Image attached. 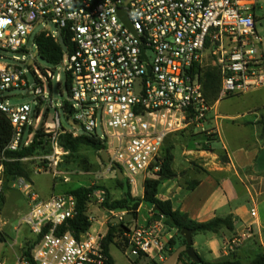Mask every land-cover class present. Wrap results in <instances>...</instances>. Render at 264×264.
I'll use <instances>...</instances> for the list:
<instances>
[{"label": "built area", "instance_id": "2783aa9c", "mask_svg": "<svg viewBox=\"0 0 264 264\" xmlns=\"http://www.w3.org/2000/svg\"><path fill=\"white\" fill-rule=\"evenodd\" d=\"M260 1L0 0V112L13 127L7 149L33 144L42 109L48 106L55 111V129L43 126L53 149L41 158L43 168L55 171L68 154L61 135L93 136L108 154L107 172L116 173L119 167L135 192L140 184L144 188L147 179L157 177L170 136L192 130L218 134L216 127H207L214 106L204 94L206 69L221 75L219 100L264 88L263 38L256 14L258 6L263 8ZM42 34L65 45L61 61L45 70L49 82L60 84L64 78L70 97L64 104L46 100L42 86L28 87L24 57L34 39L37 50L29 66L34 63ZM3 53L22 57L9 63ZM16 89L39 99V108L10 105L6 93ZM57 108L70 129L62 125ZM26 192L31 209L23 222L40 237L32 251L34 263L104 264L103 233H59L76 216L73 194L39 200L30 186ZM93 196L105 202L103 191ZM251 214L256 216L255 208ZM252 236L247 227L223 244L224 253L233 256ZM125 237L128 256L163 260L169 240L161 221L133 226ZM17 264L32 262L21 255Z\"/></svg>", "mask_w": 264, "mask_h": 264}, {"label": "crops", "instance_id": "0c3cea01", "mask_svg": "<svg viewBox=\"0 0 264 264\" xmlns=\"http://www.w3.org/2000/svg\"><path fill=\"white\" fill-rule=\"evenodd\" d=\"M263 108L264 101L242 114L214 111L208 124L212 123L211 126L218 129L214 139H209L201 131L192 130L172 135L166 141L167 147L172 148V169L178 177L161 185L159 199L171 201L173 209L187 214L189 219L197 223L217 218L230 219L231 228L222 226L217 231L194 233V248L205 262L216 264L239 260L249 263L264 254V134L262 126L258 124L264 116ZM189 135L194 139L191 148V142L184 141ZM177 136H181L182 141L175 138ZM216 145H220V148ZM176 147L179 148V155L176 154ZM145 205L141 204L138 216ZM146 206L149 216L143 225L156 221L151 214L153 207ZM253 208L256 209V216L251 214ZM137 218L134 226L140 225ZM247 227H251L253 236L233 256L226 255L223 244L244 232ZM165 235L169 242L163 252V260L142 257L135 260L134 264H142L143 261L147 264H189L182 256L187 248L176 230L165 228ZM25 237L15 242L22 244ZM13 244L1 240L0 256L4 254L6 245L14 255L18 254Z\"/></svg>", "mask_w": 264, "mask_h": 264}, {"label": "rangeland", "instance_id": "374dc122", "mask_svg": "<svg viewBox=\"0 0 264 264\" xmlns=\"http://www.w3.org/2000/svg\"><path fill=\"white\" fill-rule=\"evenodd\" d=\"M261 5L263 8L259 9L258 6L256 14L260 17L257 23V29L263 38L262 49L264 51V0H262ZM51 29L55 30L53 26H51ZM64 46L63 44L62 47L64 48ZM27 49L30 55L24 57V61L27 64L24 69L27 71L26 77L28 87L34 89L38 86H42L45 99L48 101L52 99L55 104L69 102L70 97L64 78H62L60 84L55 80L49 82L46 78L45 70L51 69V65L48 62L43 60L39 55L34 60V63L29 66L30 61L33 59V54H35L37 50L34 39L28 43ZM3 55L6 57L5 62L9 63H14V56H19L13 53L7 55L3 53ZM37 77L41 78L42 84H40ZM27 92L28 91L24 89H16L7 92L6 96L10 97L9 104L13 106L29 104L32 110L36 111L39 108L40 100L32 95H27ZM19 95H23V98H15ZM263 101L264 88L253 90L246 94L225 97L219 100L216 106H213H215L214 111L219 113L242 114L249 108L257 104H262ZM261 110L264 113V108ZM57 111L61 114L62 125L70 129L71 125L68 123L66 115L63 114L60 108H57ZM54 115L55 111L45 106L42 109L40 123L37 125V128H43V126H45L47 129L54 130ZM211 125L213 124L207 125L208 129L213 128ZM203 134L207 133L204 132ZM207 136L209 139H214L213 137H215L214 134ZM175 138L182 141L181 136ZM184 141L191 142L190 148L194 146V139L191 135ZM216 147L220 148V145H216ZM165 148H167V145ZM52 150V147L47 145V149L44 153L41 152L35 156L22 159V165L28 174V178L7 179L3 175V166L0 165L1 193H3L2 211L0 215V241L8 240L10 243H14L13 245L18 251V254L14 255L7 245L4 246L5 252L8 253V255L4 252V254L0 256V260L6 264H17V259L21 256L25 245L32 244L36 238L29 226L23 222L24 217L28 215L31 209V201L26 192L27 186H30L32 192L39 196V200H46L51 196L62 195L78 189L90 187H98L95 192L103 191L105 196L109 193L111 201L120 199L122 195L127 192H130L135 199H141L143 196L142 184L139 185L138 191L135 192L121 172H107L108 167L102 157V151L99 152L91 147L83 146L77 154L71 155L68 153L63 156L58 167L53 171L43 168L44 163L41 161V158L50 154ZM48 151L49 153H45ZM179 153V148L176 147V154L179 155ZM117 181L123 183V186H120ZM103 203L104 202H100L95 196H93L92 199L90 198L87 205V214L90 219H92V230L101 232L105 235L109 222L115 217L123 218L124 215L123 211L109 212L103 207ZM148 216V207L145 205L137 218L140 226L145 223V218H148ZM130 220L131 218L127 222ZM101 222H103V224H100ZM135 223L136 219L131 220L129 226L133 227ZM25 235L26 237L22 244H20V242H15ZM110 253L115 259V264H134L136 260L134 257L128 256L124 250L114 244L110 247ZM142 264H147V262L143 261Z\"/></svg>", "mask_w": 264, "mask_h": 264}, {"label": "trees", "instance_id": "16d2710c", "mask_svg": "<svg viewBox=\"0 0 264 264\" xmlns=\"http://www.w3.org/2000/svg\"><path fill=\"white\" fill-rule=\"evenodd\" d=\"M37 48L40 57L51 65H57L62 59V45L55 42L51 37H47L44 34L38 36ZM203 86L207 101L211 105H215L219 100V90L221 86L220 73L215 69H206L203 78ZM258 124L262 126V131L264 134V116L261 118ZM12 135L13 127L9 118L0 112V165L3 166V175L10 180L26 177L28 178V174L22 165V159L35 156L41 152L44 153L48 145L47 135L44 133L43 128H41L36 134L33 144H31L29 147L23 148L19 151H10L7 149V146L12 139ZM60 143L71 155L77 154L83 146L91 147L99 152L105 148L104 145L100 141L96 140L95 137L87 135L73 137L70 134H63L60 137ZM165 147L163 149L160 171L157 177L149 178L145 181L144 194L141 199H135L130 192H127L124 193L120 199L111 201L110 194L107 193L103 207L109 212H126V215H131V220H134L138 216L141 204H146L151 207L157 206L164 212V215L167 219L164 223L166 230H176L177 234L182 238L186 248V240L181 236V230L184 228L194 230L195 233L217 231L222 226L231 228L232 226L229 218H217L209 222L197 223L189 219L187 214L181 212L178 209H173L171 201H162L159 199L158 195L161 185L165 181L174 180L178 177L172 169V163L174 161L172 148ZM45 153H49V151ZM117 182L120 186H123V183L119 181ZM97 188L98 187L82 188L69 192L77 198V213L73 219H69L63 226L60 227V234L70 232L76 237H80V235L88 232L91 229L92 221L87 214V205L90 201L91 195ZM0 195L1 214L3 193ZM130 221H121L120 223H113L112 221L109 222L107 232L102 241V247L106 257L104 264H114V260L110 254L111 245L114 244L120 249L126 251L127 239L125 234L130 229ZM39 240L40 237L35 238L32 244L25 245L21 253L22 256L29 258L32 264H36L32 260V251ZM171 243L172 241L170 244ZM182 256L188 260L189 264H197L186 254V252H183ZM202 261L205 264H211L205 262L204 260ZM216 264H264V254L258 255L249 263H243L239 260H229Z\"/></svg>", "mask_w": 264, "mask_h": 264}, {"label": "water", "instance_id": "95a60500", "mask_svg": "<svg viewBox=\"0 0 264 264\" xmlns=\"http://www.w3.org/2000/svg\"><path fill=\"white\" fill-rule=\"evenodd\" d=\"M27 95H29V93H27ZM23 98V95H19L18 99ZM102 157L104 159V162L106 165L110 164V160L108 157V154L106 151L102 152ZM121 172V169L119 167H116V173ZM122 173V172H121ZM0 199H1V195H0ZM151 214L153 219H155L156 221H161V222H166V217L164 215V212L157 206H154L151 210ZM131 218V215H125L123 218H118L115 217L112 222L113 223H120L121 221H125L127 222L129 219ZM195 231L191 230V229H187L184 228L181 230V236L186 240L187 243V249H186V254L197 264H205L201 257L197 254L194 245H193V235H194Z\"/></svg>", "mask_w": 264, "mask_h": 264}]
</instances>
